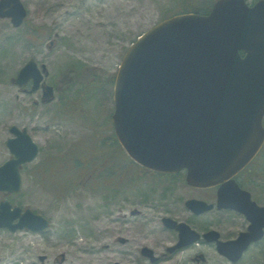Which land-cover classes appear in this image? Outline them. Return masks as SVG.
I'll list each match as a JSON object with an SVG mask.
<instances>
[{
    "label": "rangeland",
    "instance_id": "obj_1",
    "mask_svg": "<svg viewBox=\"0 0 264 264\" xmlns=\"http://www.w3.org/2000/svg\"><path fill=\"white\" fill-rule=\"evenodd\" d=\"M22 1L28 11L22 25L0 18V164L13 155L7 146L12 125L26 127L40 153L22 166L21 190L0 191V201L31 208L50 224L40 232L0 227V264L14 256L28 264H81L86 263L84 256L91 258L90 264H148L144 258L138 261V234L143 231L148 244L157 243L158 250L164 251L175 234L165 228L162 218L201 226L185 201L202 193L176 175H142L122 151L108 147L109 138L101 140V145L107 144L104 148L96 144L95 127H107L108 113L113 111L112 87L108 102L104 94L86 100L83 123L81 109L72 107L81 104L76 94L82 75L95 73L102 83L114 76L129 46L170 16L180 0ZM30 59L45 64V82L59 87L53 101L44 102L40 91L31 93L29 85L16 83L19 70ZM72 67L77 68L80 81L65 90L61 78ZM65 99L71 109L63 112ZM262 156L254 165L261 177L246 184L260 204H264ZM233 225L224 235L237 234L244 223L235 219ZM104 249L106 258L96 260L95 254ZM195 253L207 257L199 264H264V240L236 263L206 246L189 247L177 256L187 261ZM41 255L47 258L42 261Z\"/></svg>",
    "mask_w": 264,
    "mask_h": 264
},
{
    "label": "water",
    "instance_id": "obj_2",
    "mask_svg": "<svg viewBox=\"0 0 264 264\" xmlns=\"http://www.w3.org/2000/svg\"><path fill=\"white\" fill-rule=\"evenodd\" d=\"M26 16L22 0H0L1 18L20 26ZM43 78L31 59L15 81L23 85L33 79L35 91ZM46 89L50 97L53 87ZM114 102L116 134L137 163L162 173L186 170L192 186L233 184V176L264 144V0L252 5L216 0L208 13L189 11L156 23L126 51L115 78ZM10 130L7 145L13 157L0 165V191L17 192L21 166L37 157L39 145L27 128L13 125ZM238 190L233 197L221 188L219 206L247 214L250 230L232 240H221L216 230L204 233L231 261L264 236V206L249 191ZM186 205L197 213L212 207L198 199ZM163 221L179 231L170 250L201 238L186 222ZM48 226L49 220L31 208L23 211L9 200L0 202V227L37 231Z\"/></svg>",
    "mask_w": 264,
    "mask_h": 264
},
{
    "label": "flooded vegetation",
    "instance_id": "obj_3",
    "mask_svg": "<svg viewBox=\"0 0 264 264\" xmlns=\"http://www.w3.org/2000/svg\"><path fill=\"white\" fill-rule=\"evenodd\" d=\"M77 81H78V70H77V68L72 67L61 78L62 88H64L65 90H67L68 88H72V86L75 83H77ZM102 81H103L102 77H100L99 75H97L95 73H91L88 76L87 75L81 76V81H80L81 90H79V92L76 94V97L81 100V104H76L75 106L72 107L73 109H75L77 111L81 109V123L84 122L83 118L86 115V110H85L86 100L91 99L93 96H99L101 99L102 94L106 95L107 102L110 100V93H111L110 87L113 88V86H114L115 76L114 77L113 76L105 77L103 83H102ZM53 86L55 88V91L58 92L57 90H59V87L56 84ZM38 91L41 92V97H43L44 88L40 89ZM38 91H36V92H38ZM112 97H113V92H112ZM60 98H63V95H61ZM54 99H56V97ZM99 106L103 107L101 104ZM62 107L64 108V110H62L63 112L65 110L71 109V106L68 104L66 99L62 103ZM108 109H109V105H108ZM108 117H109V121H107V127H103V126H96L95 127L94 126L95 129L97 130L96 133L94 134L95 136H93V138L97 141L96 144L98 146L99 145L103 146V148H104L105 146H107V144L102 143V145H101L100 142L103 139L109 138L111 140V143H110L111 146H108V147L111 148V150L113 152L114 151L116 152L118 150L122 151L127 156V158L131 161V159L128 157V155L124 151L123 147L121 146V144H120V142H119V140H118V138L114 132V129H113L114 127L112 124V113L111 112L108 113ZM259 155H260V153H259ZM259 155L252 161V163L250 165H248L244 170H242L241 172H239L238 174H236L234 176V179H235L234 183L235 184L233 183V184L226 185L227 182H225V183L223 182V183H220L218 185L209 186V187H197V186H192V185L187 184L193 190H197L198 192L202 193L201 194L202 196H194V197H192L193 199L204 200L208 204H212L211 208L206 209V210L199 212V213L195 212L193 209L186 206L187 210L190 211V213L192 214L191 215L192 218L195 220H198L201 223V226H195L194 223H191L189 221H185V222L188 223L193 230H196L197 232H199L201 234V239H199L198 241H195L194 243H191L187 246L170 250L171 247L175 246L178 243L179 231L176 228H171V227L164 225L168 231H172L175 235H174V239L170 242V244L165 247V250L159 251L158 250L160 248L159 244L155 243V244H152V245H156L155 247L151 246L150 244H148L146 242V240L149 239V238H147L148 235L146 233H143V231L141 233L139 232L140 234H138V237H137L138 241L136 240V243H137L136 249L138 250V253H139L138 261L140 263H142V259L144 258L145 260H148V262H149L148 264H161V263H165V264H199V262H202V261L205 262L206 261L207 257L203 253L191 254V257L187 261L181 260V256L178 257L177 254L179 252H181L185 249H188L189 247H193V246L194 247L195 246L212 247L217 252H219L218 248H217V242L215 240L209 241L203 237L204 233H206L210 230L218 231L219 232V238L222 240L234 239V238L238 237L242 231L250 230L251 221H250L247 214H245V213L241 212L240 210L233 208V207H224V206L220 207L219 206L220 189L224 187V189H226L228 195H231L233 197H235V194L239 195L238 189H246L249 191V189L246 188V184L256 183L257 182L256 177L257 178L261 177L259 175L258 171L255 169V166H254L256 161L258 160V158H260V156L262 155V152H261V155L260 156ZM131 162L133 163V161H131ZM137 167L145 174L151 173L148 169H145V168L143 169L139 165H137ZM143 173H142V175H144ZM131 188L132 187H129V189H131ZM251 195H252V193H251ZM252 199H254L253 196H252ZM262 205H264V204H262ZM164 217H166V216H164ZM169 217H171V216H169ZM209 217L212 218V220L214 217V219H216V222L219 225H221L222 227L217 225L216 222L214 220L212 221ZM163 218H162V222H163ZM235 219H241L244 223V226L235 235H232V236L224 235V233H223L224 230H229V229H231V226H234L233 221H235ZM179 221H184V220H179ZM263 230H264V227H263ZM262 240H264V236L261 239L253 241L250 244L249 249L252 246L259 244ZM121 241L126 242L127 239H121ZM158 246H159V248H158ZM147 248H149L151 250V253H148L145 250ZM245 254L246 253H244L243 256H241V258L238 259L237 261H231L225 255H223V254H221V255L224 258L228 259L230 262L236 263V262L241 261L244 258ZM46 258H47V255H45V258L41 259V260L44 261ZM130 258H131V256L129 257V259ZM136 260H137V258H136ZM115 264H120V262L117 261V262H115Z\"/></svg>",
    "mask_w": 264,
    "mask_h": 264
},
{
    "label": "trees",
    "instance_id": "obj_4",
    "mask_svg": "<svg viewBox=\"0 0 264 264\" xmlns=\"http://www.w3.org/2000/svg\"><path fill=\"white\" fill-rule=\"evenodd\" d=\"M213 2L214 0H180L178 8L171 15L188 11L207 13L210 11ZM178 176L184 178L183 173Z\"/></svg>",
    "mask_w": 264,
    "mask_h": 264
},
{
    "label": "bare ground",
    "instance_id": "obj_5",
    "mask_svg": "<svg viewBox=\"0 0 264 264\" xmlns=\"http://www.w3.org/2000/svg\"><path fill=\"white\" fill-rule=\"evenodd\" d=\"M112 251V250H111ZM23 252V251H22ZM97 252V251H96ZM106 251L105 249L103 251H98L96 254H95V259L96 260H104V258H106V255H105ZM98 255V256H97ZM20 258H23V254H21V256H19ZM83 260H86V263L85 262H82L81 264H90L88 263V261H90V257L88 258L87 256H84L82 258ZM6 260V259H5ZM5 264H28V262H24L20 259H18L17 256H14V257H8L7 258V261L5 262ZM94 264H97L96 262Z\"/></svg>",
    "mask_w": 264,
    "mask_h": 264
}]
</instances>
